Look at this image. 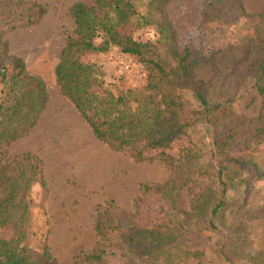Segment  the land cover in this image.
Here are the masks:
<instances>
[{
  "label": "rangeland",
  "instance_id": "1",
  "mask_svg": "<svg viewBox=\"0 0 264 264\" xmlns=\"http://www.w3.org/2000/svg\"><path fill=\"white\" fill-rule=\"evenodd\" d=\"M18 1L0 0V21L17 26L3 38L9 53L41 76L48 93L36 125L5 150L7 158L30 151L42 162L44 184L34 183L26 197L29 245L38 249L45 243L51 264H145L150 234L134 226L151 230L169 220L172 233L164 227L168 235L160 245H171L177 258L183 248L201 249L179 264H251L244 257L231 263L221 247L233 237L245 253L264 248V95L255 81L264 54V16L254 18L264 0H170L162 15L154 12L150 23L134 32L137 40L156 43L162 54L161 22L169 24L177 48L188 47L202 60L195 75L207 83L208 98L221 103L211 122L196 123L164 149V159L153 152L144 161L95 138L55 83L58 54L74 27L69 7L92 0ZM27 3L45 8L36 23L28 24L36 16ZM135 3L144 13L145 0ZM80 59L95 66L103 87L114 94L146 86L145 65L115 46ZM4 91L0 83V98ZM183 97L197 106L191 93ZM168 180L176 182L173 199L141 190L144 182ZM223 189L225 205L211 218ZM210 218L217 230L202 227ZM182 232L186 236L178 237ZM11 236V226L0 225V239ZM98 248L104 250L102 263L83 258Z\"/></svg>",
  "mask_w": 264,
  "mask_h": 264
},
{
  "label": "trees",
  "instance_id": "2",
  "mask_svg": "<svg viewBox=\"0 0 264 264\" xmlns=\"http://www.w3.org/2000/svg\"><path fill=\"white\" fill-rule=\"evenodd\" d=\"M168 1L145 0L144 13L135 0L74 2L69 7L74 27L66 33L54 68L59 93L74 105L95 138L114 151L128 153L136 161L152 159L153 152L164 159V149L176 138L198 122H211L214 112L221 107L220 102L208 98L207 83L195 75V67L202 60L188 47L177 48L169 24L161 22V31L165 32L160 45L162 54L156 43L134 37L137 29L150 23L154 12L164 13ZM27 8L33 9L31 16H36L28 24L36 23L45 13L39 4L27 3ZM262 16L264 9L254 18ZM15 27L0 21V83L5 88L0 98V225L12 228L9 239H0V264H51L53 256L45 243L34 249L28 242L30 215L26 197L34 183L44 184L42 162L30 151L11 158L5 152L8 145L36 125L48 101L46 83L41 76L31 73L21 57L9 53L3 36ZM111 46L123 54L136 56L145 65L147 77L143 90L126 89L114 94L103 87L95 66L80 59L86 52H106ZM260 57V73L255 74V81L258 93L264 95V54ZM183 92L191 93L197 106H188ZM175 184L174 180L144 182L141 190L143 194H165L173 199L177 196L173 193ZM224 193L225 189L211 209V218L225 205ZM211 218L202 227L217 230ZM262 219L264 222V214ZM168 222L159 220L151 230L134 226L150 234L151 248L143 260L145 264H179L201 253L200 248L192 245L188 250L183 248L182 258H177V253L169 250L171 245H160L161 239L168 235L162 229L165 227L167 233H172ZM185 236L183 232L178 234L180 238ZM239 242L227 238L221 247L225 259L233 263L244 257L251 264H264V248L245 253L239 249ZM103 253L98 248L83 258L102 263Z\"/></svg>",
  "mask_w": 264,
  "mask_h": 264
},
{
  "label": "built area",
  "instance_id": "3",
  "mask_svg": "<svg viewBox=\"0 0 264 264\" xmlns=\"http://www.w3.org/2000/svg\"><path fill=\"white\" fill-rule=\"evenodd\" d=\"M121 64L123 65V67H124L125 69H127V68L129 67L128 63H126V62H124V61H122Z\"/></svg>",
  "mask_w": 264,
  "mask_h": 264
}]
</instances>
